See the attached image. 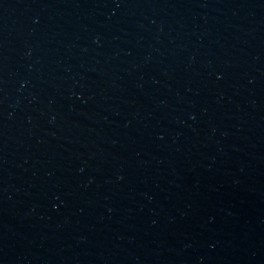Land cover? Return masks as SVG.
Here are the masks:
<instances>
[{"label": "water", "instance_id": "water-1", "mask_svg": "<svg viewBox=\"0 0 264 264\" xmlns=\"http://www.w3.org/2000/svg\"><path fill=\"white\" fill-rule=\"evenodd\" d=\"M264 92V0H0V214L136 165Z\"/></svg>", "mask_w": 264, "mask_h": 264}]
</instances>
